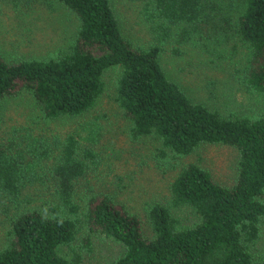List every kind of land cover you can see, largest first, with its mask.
Masks as SVG:
<instances>
[{
	"label": "trees",
	"instance_id": "obj_1",
	"mask_svg": "<svg viewBox=\"0 0 264 264\" xmlns=\"http://www.w3.org/2000/svg\"><path fill=\"white\" fill-rule=\"evenodd\" d=\"M57 1L76 17L75 37L45 59L10 62L0 53V109L6 97L27 92L42 121L80 116L96 105L105 73L117 66L115 101L132 139L156 136L160 162L203 144L231 146L238 153L236 178L225 186L196 163L175 166L168 200L144 202L146 233L139 213L111 194L92 192L76 200L92 153L81 149L74 133L44 137L15 130L0 143V215L9 219L0 264H83L80 253L67 258L62 252L83 225L122 245L121 255L106 264H257L250 245L264 217V111L256 118L226 117L194 102L165 74L161 46L134 47L124 37L111 0ZM145 1L148 11L154 9L152 31L162 45L173 35L182 42L195 30H221V22H230L224 0ZM229 2H238L235 32L248 52L245 83L262 92L264 0ZM35 184L44 185L40 196L26 192ZM37 198L40 210L22 207ZM182 209L191 219L177 215ZM84 243L90 246L88 238Z\"/></svg>",
	"mask_w": 264,
	"mask_h": 264
},
{
	"label": "rangeland",
	"instance_id": "obj_2",
	"mask_svg": "<svg viewBox=\"0 0 264 264\" xmlns=\"http://www.w3.org/2000/svg\"><path fill=\"white\" fill-rule=\"evenodd\" d=\"M145 2L111 0L121 32L134 47L161 46L159 60L165 74L194 102L226 117L260 116L264 111V90L256 92L245 83L248 52L235 32L238 2L222 1L230 16V22L220 23L223 29L195 30L182 42L173 35L163 45L155 42L152 21L156 15L151 6L148 11ZM183 26L175 27L174 31L179 32ZM77 30L76 17L57 0H0V53L7 61L16 62L19 57L45 59L59 54L70 45ZM119 71L117 66L108 69L104 76L105 91L96 105L73 118L42 121L39 107L27 92L6 97L0 109V143L9 140L15 130L19 134L29 130L34 136L44 137L74 133L81 149L87 148L92 153L86 177L77 184L76 200L79 202L92 192L111 194L130 211L139 213L142 228L149 233L144 202L168 200L175 166L196 163L206 168L218 183L231 186L236 178L238 153L228 145L203 144L190 155L170 154L160 162L161 143L156 136L138 139L129 136L130 122L121 115L115 101L113 82ZM46 184L50 185L48 180ZM39 186L44 185L35 184L26 192L40 196ZM40 199L23 203L22 207L40 210ZM177 215L191 219L187 209L177 211ZM8 223L9 219L0 215V247L5 242ZM87 238L88 248L84 247ZM73 251L81 254L83 264H106L121 255L123 247L83 225L75 241L62 248L67 258ZM250 251L257 264H264V217L259 237L250 245Z\"/></svg>",
	"mask_w": 264,
	"mask_h": 264
}]
</instances>
